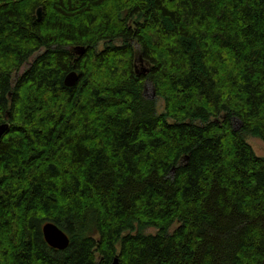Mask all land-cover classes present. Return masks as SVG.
<instances>
[{
	"label": "trees",
	"instance_id": "1",
	"mask_svg": "<svg viewBox=\"0 0 264 264\" xmlns=\"http://www.w3.org/2000/svg\"><path fill=\"white\" fill-rule=\"evenodd\" d=\"M2 124L0 264H264V0H0Z\"/></svg>",
	"mask_w": 264,
	"mask_h": 264
},
{
	"label": "water",
	"instance_id": "2",
	"mask_svg": "<svg viewBox=\"0 0 264 264\" xmlns=\"http://www.w3.org/2000/svg\"><path fill=\"white\" fill-rule=\"evenodd\" d=\"M38 19H41L42 16V10L39 9L37 12ZM75 52L78 56L83 55L85 53L84 47H79L75 49ZM78 74L76 72H70L65 77V85L67 87H73L77 80H78ZM155 96V94H153ZM8 124H2L0 125V138L3 136V134L8 129ZM42 234L44 237L45 242L53 249L57 251H63L66 250L70 245V238L69 236L60 229L56 224L54 223H46L42 227ZM113 264H119L118 259H115Z\"/></svg>",
	"mask_w": 264,
	"mask_h": 264
},
{
	"label": "rangeland",
	"instance_id": "3",
	"mask_svg": "<svg viewBox=\"0 0 264 264\" xmlns=\"http://www.w3.org/2000/svg\"><path fill=\"white\" fill-rule=\"evenodd\" d=\"M36 56H33L29 63L25 64L24 66H22L21 69H19L17 72L14 73V79L17 78L18 76L22 75L23 73H25L29 67L31 66L32 61L35 59ZM153 90H152V85L148 84L147 85V90H146V96L149 98L153 97ZM158 106H159V111L162 112L163 110V101H159L158 102ZM235 125L238 127L239 126V122L237 120H235ZM249 144L252 146L253 150L255 151L256 155L260 156V157H264V143L262 142L261 139L259 138H255V137H248L247 138ZM157 230L156 229H148L146 230V233H156Z\"/></svg>",
	"mask_w": 264,
	"mask_h": 264
},
{
	"label": "bare ground",
	"instance_id": "4",
	"mask_svg": "<svg viewBox=\"0 0 264 264\" xmlns=\"http://www.w3.org/2000/svg\"><path fill=\"white\" fill-rule=\"evenodd\" d=\"M39 9H41V10H42V8L40 7V8H38L37 12L39 11ZM42 13H43V11H42ZM37 17H38V16H37Z\"/></svg>",
	"mask_w": 264,
	"mask_h": 264
}]
</instances>
